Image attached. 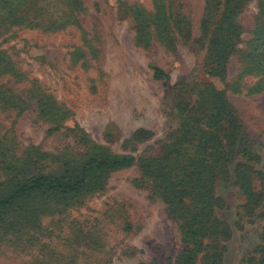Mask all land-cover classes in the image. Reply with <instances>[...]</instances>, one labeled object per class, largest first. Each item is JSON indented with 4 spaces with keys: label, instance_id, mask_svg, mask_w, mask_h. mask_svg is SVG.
Instances as JSON below:
<instances>
[{
    "label": "rangeland",
    "instance_id": "rangeland-1",
    "mask_svg": "<svg viewBox=\"0 0 264 264\" xmlns=\"http://www.w3.org/2000/svg\"><path fill=\"white\" fill-rule=\"evenodd\" d=\"M81 2L77 12L48 15L26 0H0V194L18 178L60 174L67 160L78 167L84 136L113 155L156 157L180 124L173 89L204 81L225 92L243 124L240 138L259 158L252 165L264 173V90L250 93L259 78L242 76L264 0L238 8L224 82L205 75L208 0ZM18 6L29 8L25 17ZM154 67L168 79H155ZM140 131L148 135L135 138ZM138 179L137 165L111 172L103 189L66 213L44 208L25 228L19 214L6 215L0 264H177L186 249L178 226ZM221 192L218 217L232 231L223 264H250L261 258L262 210L246 217L237 189Z\"/></svg>",
    "mask_w": 264,
    "mask_h": 264
},
{
    "label": "trees",
    "instance_id": "trees-1",
    "mask_svg": "<svg viewBox=\"0 0 264 264\" xmlns=\"http://www.w3.org/2000/svg\"><path fill=\"white\" fill-rule=\"evenodd\" d=\"M245 1L208 0L203 23V31L209 37L207 78L216 77L222 82L227 78L229 55L238 38L234 17ZM26 2L35 6L33 10H45L48 15H54V12L59 15L64 8L68 11V7L77 12L82 6L81 0ZM18 7L17 14L25 17L29 8ZM135 15L136 18L143 17L138 9ZM52 25H47V29ZM247 57L248 65L242 76L259 78L249 87V92L260 93L264 90V3L260 6ZM153 71L155 79L168 77L159 67H154ZM173 96L176 109L172 117L180 122L179 128L161 144L156 157L113 155L84 136L85 159L78 167H73V162L67 160L63 162L64 171L60 174L40 173L26 180L18 178L10 192L0 194V223L5 221L6 215L19 214L21 219L24 218L21 223L25 228L29 220L44 213L46 207L54 213H66L78 204L76 201L103 189L111 172L137 165L140 172V179L136 181L138 187L148 190L152 198H161L178 226L180 240L186 249L178 255L177 264H223V244L229 240L232 231L218 217V212L225 206L221 191L237 189L244 199L240 208L243 214L252 217L260 208L264 219V173L252 165L259 158L253 154L250 143L240 138L243 124L224 91L218 90L212 82L204 81L194 88L176 87ZM112 128L114 126L110 130ZM143 135L148 134L140 131L135 138ZM237 157L241 162L234 164ZM33 201L43 207L27 205ZM261 239L262 245L258 249L261 258H249L250 264H264V229Z\"/></svg>",
    "mask_w": 264,
    "mask_h": 264
}]
</instances>
